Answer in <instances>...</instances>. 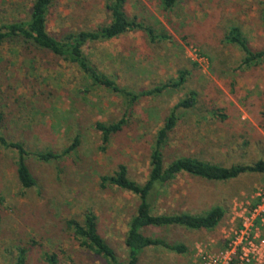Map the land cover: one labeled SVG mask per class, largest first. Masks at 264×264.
<instances>
[{
  "label": "rangeland",
  "instance_id": "374dc122",
  "mask_svg": "<svg viewBox=\"0 0 264 264\" xmlns=\"http://www.w3.org/2000/svg\"><path fill=\"white\" fill-rule=\"evenodd\" d=\"M33 0H0V22L27 18ZM105 0H54L47 31L95 29L109 21ZM264 0H177L163 11L159 0H125L132 18L168 36L151 42L142 30L87 43L83 53L102 73L133 92L177 79L185 82L159 94L127 100L100 86L74 64L34 48L25 50L18 39L0 43V135L21 142L30 152H63L77 136V147L51 161L34 155L26 163L35 180L29 189L16 177V152L0 145V264L15 261L16 247H25V264H45L56 253L59 264H107L81 246L66 221H82L84 212L97 216L100 235L124 260L127 223L138 204L136 195L113 185H100L119 164L132 180L143 183L156 132L171 108L190 92L195 104L178 110V121L164 149L165 161L192 156L223 166L250 165L264 160V60L245 67L240 49L223 41L229 26H238L253 49L264 47ZM222 115L225 118H222ZM120 131L101 149L96 122L115 123ZM264 188V173H245L227 181H207L180 174L166 185L154 214L201 213L214 205L225 216L213 230L165 227L147 235L183 243L177 254L163 247L139 253L137 264H196L199 249L216 250L223 235L254 192ZM256 199V198H255ZM243 208V207H242ZM204 211V212H205Z\"/></svg>",
  "mask_w": 264,
  "mask_h": 264
},
{
  "label": "trees",
  "instance_id": "16d2710c",
  "mask_svg": "<svg viewBox=\"0 0 264 264\" xmlns=\"http://www.w3.org/2000/svg\"><path fill=\"white\" fill-rule=\"evenodd\" d=\"M105 8L109 13V21L98 25L95 29H79L78 31L64 32L55 37L47 31V15L54 0H33L27 18L0 22V43L12 42L19 39L22 48L29 50L34 48L38 51L50 53L64 61L74 64L85 73L91 84L106 88L122 97L129 105L143 96H151L161 93L167 88L181 86L188 75V71L179 70L177 79L163 83L151 89L141 92H133L129 88L120 86L113 78L100 72L85 56L83 47L90 42L110 40L133 30H142L151 42L168 38L163 32H155L148 24L130 18L124 9L125 0H105ZM177 0H159L163 11L171 10ZM261 20L264 23V8L261 10ZM223 41L236 45L242 53L241 63L245 67H252L264 60V47L253 49L238 26H229ZM195 104V93L179 100L165 117L162 127L156 132L153 147L149 156V172L143 183H138L128 176L127 167L119 164L111 175L100 178V185H113L128 191L138 198L135 213L127 223V232L124 237L126 258L121 260L114 249L100 235L98 230L97 216L92 212H84L82 221L74 219L66 221V226L71 230L79 244L95 255L105 259L107 264H137L139 253L149 247H163L177 254L187 251L183 243L167 242L165 239L153 235H147L146 230L160 229L165 227H182L189 230H213L223 220L225 209L220 205H214L201 213L175 212L154 214L153 204L162 189L180 174H186L207 181H227L237 178L245 173H264V160L259 159L253 164H233L223 166L211 163L192 156H177L165 161L164 149L169 134L173 131L178 121V110L189 109ZM222 118H225L222 115ZM4 121V115L0 108V129ZM125 118L122 117L115 123L96 122L95 128L101 135V149H104L110 137L120 131ZM0 145L14 150L16 156V177L20 186L24 189L33 187L36 183L26 163V157L34 155L41 161H51L73 151L78 145L77 136L71 144L61 153L53 151L30 152L21 142L9 141L0 135ZM16 257L12 264H25L27 250L25 247H16ZM45 264H59L56 253H47L44 256ZM11 264V263H9Z\"/></svg>",
  "mask_w": 264,
  "mask_h": 264
},
{
  "label": "built area",
  "instance_id": "2783aa9c",
  "mask_svg": "<svg viewBox=\"0 0 264 264\" xmlns=\"http://www.w3.org/2000/svg\"><path fill=\"white\" fill-rule=\"evenodd\" d=\"M242 207L235 226L225 231L222 246L199 249L196 264H264V188Z\"/></svg>",
  "mask_w": 264,
  "mask_h": 264
},
{
  "label": "crops",
  "instance_id": "0c3cea01",
  "mask_svg": "<svg viewBox=\"0 0 264 264\" xmlns=\"http://www.w3.org/2000/svg\"><path fill=\"white\" fill-rule=\"evenodd\" d=\"M129 32V31H128ZM128 32H126V33H128ZM126 33H124V34H126ZM124 34H122V35H124ZM121 36V35H120ZM113 39V38H112Z\"/></svg>",
  "mask_w": 264,
  "mask_h": 264
}]
</instances>
